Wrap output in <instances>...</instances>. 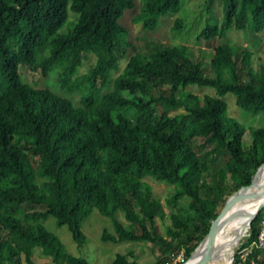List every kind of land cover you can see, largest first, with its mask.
<instances>
[{"label": "trees", "instance_id": "16d2710c", "mask_svg": "<svg viewBox=\"0 0 264 264\" xmlns=\"http://www.w3.org/2000/svg\"><path fill=\"white\" fill-rule=\"evenodd\" d=\"M220 1L221 22H209L206 6L210 15L197 40L224 38L230 27L251 33L264 27V0ZM140 2L132 20L148 30L159 16L180 8V0ZM135 5L136 0H0V264H34L36 246L51 260L41 264H89L41 220L53 215L80 246L86 239L81 223L92 209L112 223L114 232L102 229V240L158 245L153 264H172L181 251L182 259L173 263L179 264L207 234L226 198L248 185L264 162V126L248 127L245 143L247 127L227 113L221 98L230 92L244 111H264V64L255 68L252 51L236 42L216 44L208 59L205 49L186 43L144 39L137 46L119 22ZM67 8L76 15L60 33ZM182 25L175 18L171 29ZM88 53L94 60L79 72ZM20 63L43 76L56 69L60 89L77 92L79 103L22 81ZM190 84L211 86L214 94L193 92ZM146 177L172 185L164 235L156 225L163 213ZM24 202L42 208L23 211ZM263 209L242 246L255 237ZM255 254L253 248L244 264ZM239 261L235 254L231 264ZM108 264L136 261L131 251L117 252Z\"/></svg>", "mask_w": 264, "mask_h": 264}, {"label": "rangeland", "instance_id": "374dc122", "mask_svg": "<svg viewBox=\"0 0 264 264\" xmlns=\"http://www.w3.org/2000/svg\"><path fill=\"white\" fill-rule=\"evenodd\" d=\"M140 0H136V5L132 9H126L123 15L119 18V22L126 26L128 30V39H130L135 45L142 46L144 39H153L162 43L180 44L186 43L192 46H199L206 51L205 58L208 59L212 52V47L218 43L227 41L229 43L236 42L241 43L252 51V65L256 68L260 64H264V27L257 33H251L242 29H235L230 27L226 31L224 38L214 37L208 41L197 40L196 35L199 29L205 24L206 16L210 15V23H219L222 20V2L220 0H180V8L175 13H166L159 16L156 26L153 29H143L140 23L133 22L132 17L136 11L140 8ZM209 6L211 9L210 14L205 10V7ZM75 13L67 8V20L58 29V32H66L72 20L75 17ZM175 18H180L183 21V25L172 30L171 25ZM123 55L119 58V69L112 72L114 76L124 66L128 55ZM94 60V56L90 53L83 58L78 71H84ZM18 72L20 73L21 80L30 83L36 87H46L52 91L64 95L70 98L74 104L79 103V95L77 92L67 95L64 93L56 79V69L49 71L46 75H41L39 70L32 68L29 65L20 63L18 65ZM187 89L201 93L214 94V88L211 86H196L193 84L187 85ZM221 98L226 103L227 113L236 117L239 122H242L247 128L243 133V140L248 143L250 140L249 129L251 125L264 126V111L249 112L244 111L237 106L234 101V95L230 92L225 93ZM151 185L152 195L158 199L160 210L163 213L162 217L156 218L157 231L159 234H165V223L168 221V214L173 209L171 206L166 205L165 198L172 190V185L155 180L150 177L145 178ZM230 194L226 200L231 196ZM180 203H186L185 200H180ZM20 209L28 211L32 207L41 209L40 204H33L30 202H24L20 204ZM220 213V212H219ZM118 219L124 224L126 221L121 212L117 213ZM41 222L45 228L54 234H56L64 246L73 254L81 255L85 257L89 264H108L118 253L131 251L136 264H153L154 256L158 253V245H153L150 242L143 240H129L123 239L120 241L102 240L100 234L102 229H106L107 232L113 233V227L111 220L96 209H92L91 212L82 220L81 230L85 234V242L77 246L71 238V234L65 225H57L53 215H48L42 219ZM212 220L210 221V223ZM32 260L34 264L51 262L49 256L43 255L39 252V247L33 248ZM182 259L181 251L178 252L172 259L171 263H175ZM20 264H24L21 260ZM163 264V263H161Z\"/></svg>", "mask_w": 264, "mask_h": 264}, {"label": "bare ground", "instance_id": "6f19581e", "mask_svg": "<svg viewBox=\"0 0 264 264\" xmlns=\"http://www.w3.org/2000/svg\"><path fill=\"white\" fill-rule=\"evenodd\" d=\"M264 178V163H262L254 176V179ZM249 193V187H240L235 194V201L229 202L218 216L212 220L207 234L199 241L191 251L183 264H229L226 257L229 256L233 241L244 227L241 221V211ZM254 208L264 205V186H262L254 198Z\"/></svg>", "mask_w": 264, "mask_h": 264}, {"label": "water", "instance_id": "95a60500", "mask_svg": "<svg viewBox=\"0 0 264 264\" xmlns=\"http://www.w3.org/2000/svg\"><path fill=\"white\" fill-rule=\"evenodd\" d=\"M258 167H257V169H258ZM257 169H256V171H257ZM256 171H255V173H256ZM255 173H254L250 183L248 185H245V186L249 187V193H248L246 203H245L244 207L242 208V211L240 214L241 215V217H240L241 221L244 220L245 225H244L243 229H241V231L238 233L236 238L234 239L232 250H231L229 256L226 257L225 259H223L226 262H228L229 264L232 263L237 249L245 242L248 234L251 232V220L253 219V217L257 213V211L260 209V207H262V206H260V207H257L256 209L254 208V201H255L254 198L256 196V193L258 192V190L262 186H264V178L254 179ZM241 187H244V186H241ZM237 190L235 192H233V194L225 201L221 210L229 204L230 200L235 201V194H236ZM221 210H220V212H221ZM183 263H184V261L179 263V264H183Z\"/></svg>", "mask_w": 264, "mask_h": 264}, {"label": "built area", "instance_id": "2783aa9c", "mask_svg": "<svg viewBox=\"0 0 264 264\" xmlns=\"http://www.w3.org/2000/svg\"><path fill=\"white\" fill-rule=\"evenodd\" d=\"M249 237H250V233L248 234L245 242L249 239ZM242 245L237 249L235 253L238 255L240 259V261L237 264H244V259L249 253H251L253 248H256V254L255 257L254 256L250 257V263L257 264V259L258 260L264 259V209L259 219V228L255 237L252 238L246 245L244 246Z\"/></svg>", "mask_w": 264, "mask_h": 264}]
</instances>
